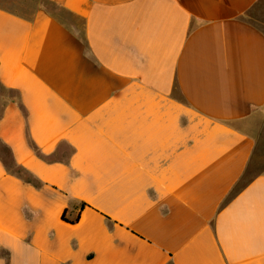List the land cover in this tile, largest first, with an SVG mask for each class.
<instances>
[{
    "label": "crops",
    "instance_id": "obj_1",
    "mask_svg": "<svg viewBox=\"0 0 264 264\" xmlns=\"http://www.w3.org/2000/svg\"><path fill=\"white\" fill-rule=\"evenodd\" d=\"M263 19L0 0V264H264Z\"/></svg>",
    "mask_w": 264,
    "mask_h": 264
},
{
    "label": "rangeland",
    "instance_id": "obj_2",
    "mask_svg": "<svg viewBox=\"0 0 264 264\" xmlns=\"http://www.w3.org/2000/svg\"><path fill=\"white\" fill-rule=\"evenodd\" d=\"M264 21V19L262 20V22H260V23H254L255 25H257L258 27H260L261 28V30L262 31H264V25H263V22ZM264 115V114H263ZM261 137H263V135H264V124H263V126L261 127Z\"/></svg>",
    "mask_w": 264,
    "mask_h": 264
},
{
    "label": "trees",
    "instance_id": "obj_3",
    "mask_svg": "<svg viewBox=\"0 0 264 264\" xmlns=\"http://www.w3.org/2000/svg\"><path fill=\"white\" fill-rule=\"evenodd\" d=\"M62 219H63V217H62Z\"/></svg>",
    "mask_w": 264,
    "mask_h": 264
}]
</instances>
